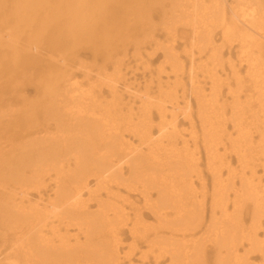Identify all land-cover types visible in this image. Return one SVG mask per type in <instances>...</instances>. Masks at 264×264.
Returning a JSON list of instances; mask_svg holds the SVG:
<instances>
[{
	"label": "bare ground",
	"instance_id": "1",
	"mask_svg": "<svg viewBox=\"0 0 264 264\" xmlns=\"http://www.w3.org/2000/svg\"><path fill=\"white\" fill-rule=\"evenodd\" d=\"M232 2L227 9L224 0H0V242L4 247L0 250V261L3 264L18 257L25 264H133L130 257L124 255L121 259L118 248L123 228L129 229L133 242L145 237L141 226L144 213L130 201L131 193L143 198L144 206L161 228L177 230L179 223L190 216L199 224H185L186 227L205 226L199 220L202 215L194 214L196 209L203 213L204 206L194 205L192 195L196 192L189 182L191 170L185 163L195 160L193 149L197 150V144L203 146L208 157V169L214 159L208 144L213 128L210 120L216 111L211 109V114L209 108L202 106L209 105L202 90L193 91L198 98L196 115L202 131L201 142H194L188 153L185 140L181 142L185 153L161 145L159 157L158 152L155 156L153 144L163 138L161 125L155 139L149 125L142 120L133 123L134 116L144 120L150 117L152 102L148 92L140 93L123 84L121 90H107L109 99L103 104L98 96L102 87H97L106 66L119 72L123 65V58L115 55L119 44L132 45L137 55L148 49L150 61L159 59L164 47L161 58L169 66L178 59L176 48L188 47L183 52L189 64L202 69L197 74L213 79L221 75L216 70L217 57H221L226 41L227 53L236 51L238 68L228 62V74L235 77L244 74L250 82L253 92L250 101L257 108L262 128L258 141L264 143V74L256 69L264 53V3L263 0ZM171 18L176 19L175 24L164 34ZM175 25L180 29L178 45L171 37ZM216 38L221 39L218 46ZM84 54L90 59H85ZM210 63L212 68L208 69ZM95 70L101 72L96 74ZM23 81L32 85L36 94L22 96L26 86L21 84ZM155 106L162 122L168 118L167 114L171 120L176 117L178 107L170 105L167 109L162 103ZM233 108L243 112L237 100H233ZM127 120L131 122L130 128ZM233 122H237L233 124L236 138L240 142L249 138L246 141L251 142L252 121L246 126L235 119ZM178 135L172 129L167 137ZM195 136L194 131L189 132L191 141L197 139ZM182 156L181 163H176ZM152 162L155 165L151 166ZM260 163H264V158ZM248 166L247 161L242 164V175ZM222 170L212 171L216 187L210 203L212 226L208 223L202 239L190 245L167 239L159 246L160 250L157 242L145 240L148 252L139 256L141 264H159L166 257L171 264H201L199 259L204 255L206 243L215 247V264H229L230 260L232 264H248L237 256V249L244 243L253 246L256 227L242 230L240 212L243 203L250 202L253 214L264 218V185L252 186L253 179L240 176L252 193L234 190L232 207L227 209V189L221 181L227 185L229 181L216 175ZM204 188L205 183H201V190ZM152 191L157 197L153 203ZM31 192L39 197L44 192L50 193L41 209L38 203L41 198L29 204ZM92 202L95 210L90 211ZM127 203L132 215L130 227L129 214L123 208ZM230 209L233 215L228 214ZM42 214L54 215L55 226L39 225L47 219ZM48 229L53 231L54 237H49L52 239L47 237ZM72 229L75 232L70 235ZM263 240L254 243L255 246L264 245ZM255 250L263 256L264 264V246Z\"/></svg>",
	"mask_w": 264,
	"mask_h": 264
},
{
	"label": "rangeland",
	"instance_id": "2",
	"mask_svg": "<svg viewBox=\"0 0 264 264\" xmlns=\"http://www.w3.org/2000/svg\"><path fill=\"white\" fill-rule=\"evenodd\" d=\"M232 1L234 0H224V7L228 9L233 4ZM175 20V18L167 20L168 25H166L164 34L173 28L172 25L175 24ZM179 35V26L175 25L174 30L171 31V37L173 39V43H176L177 45L179 44ZM162 39L163 38L159 39L160 42H162ZM187 43L188 39H186L185 46L187 45ZM220 43L221 39L216 38L215 45L218 46ZM119 45L120 49L115 50V55L118 54L119 59L123 58V65H121L119 72H116L115 70L111 71V69L106 66L103 75L99 76L101 78V84L97 87V89L102 87L101 89H99L100 91H102V93L100 94L99 90H96L95 93H99L98 96L100 97V101H102L104 104L109 99L107 90L113 88L114 90H121L123 88V84H126V86L130 87L131 89L138 90L140 93L144 92L145 94L146 91L148 92V98L152 102V106L150 107V117L148 120H144L139 115L137 116V118L136 116H134L133 123L142 120L144 125H149L151 127V133L153 135L152 137L155 139H158L157 131L159 125H161V133L163 134V138H161V142L153 144L154 147H156L155 156L158 150L161 149V145L162 147L167 146V150L170 151L181 150L183 147L181 142L182 140H185L188 141L185 143L187 146L185 150L186 153H188L189 149H192L191 147L194 142H201L200 138L202 131L196 115V99L198 98H196L193 91H197V89L202 90L203 96L206 97L204 101L207 102L208 99L209 103V105L202 104V106L209 108L208 111L211 114V109H214L216 111L215 116L212 115V118L210 120V122L213 124V128L211 130V142H209L208 145L209 147H211L214 157L211 168L208 169L206 165L208 157L204 154V148L200 144H197V150L196 148L193 149V157H195V162L184 161L185 163H188L191 170L189 175V182L196 192V195H192L194 205H196L197 207L202 203L204 206L203 213L201 211L200 213H198L196 209L194 211V214L202 215L200 216L199 220H201L202 223L205 224V226H202L200 228L196 226L186 227L185 224H199L197 223L198 221L195 217L190 216L189 220L181 221L179 223V225L176 227L177 230H173L172 232H170L169 230H167V228H161L158 226V223L155 222V219L151 215L150 211L146 208V206H144L143 198L138 193H131L130 201L134 204V207L138 208L141 212L144 213V216L141 219V226L142 230L145 231V237H140L133 242V239L129 233V229L123 228V233L119 237L118 248L119 253H121V259L124 258L123 256L125 255L126 257H130L133 264H141L139 256L148 252L147 242H157L158 249L159 246L161 247L162 243L167 239H170L173 243H175V241L178 239L182 243L190 245L193 241H197L196 239H202V235L206 233L205 227L208 225V223H211L212 226V220L210 219V207L212 205L210 203L211 194L213 190L216 189L213 183L212 171L223 168L222 172H218L216 173V175L217 177L219 176L220 178L229 181L228 185L224 181H221L225 189H227V209L232 207V199L234 196L232 193L235 192L234 190L243 191L247 194L251 192L249 190V187L245 185V179H253L255 181V184H253L252 186H257V184L263 186L264 163L261 164L260 161H262V158H264V143L258 141V137L262 131V128L258 121L257 108L250 101V99L253 97L250 82H248L247 78L244 77V74H239L238 77L228 74V62L235 67L237 66V62L236 51H232L230 54L227 53L228 46L226 44V41L222 44L224 45V49L221 52V57H217L219 58V63L216 67V70L221 75H218L213 79L202 77L200 74H197L200 73L202 69L189 64L183 52L188 49V47L181 46L180 48H176L175 54L177 55L178 59L173 66H169L167 64H164L165 60L161 58V56L163 55L164 47L159 52L160 58L156 61H150L148 58V49H144V51L141 50L139 55H137L136 53H134L132 45ZM139 47L143 48L142 45H140ZM84 57L85 59H90L88 54H84ZM201 59L202 62L205 61L203 57H201ZM98 64L100 63L98 62ZM160 67H164V70L159 69ZM209 68H212L211 63L208 65V69ZM220 68L224 69L226 75H222ZM236 69L238 70L237 67ZM256 69H258V72L260 71L264 74V53L262 54L259 67L256 66ZM98 72L100 73L101 71L95 70L96 74H98ZM173 72H175L176 77L174 76ZM239 73L241 72L239 71ZM191 74H196L197 76L190 77ZM98 83L99 82L97 81L96 84ZM21 84L26 85L24 87L22 96L28 95L29 97H32L34 94H36V90L32 85H30L29 83L27 84L24 81L21 82ZM233 100H237L241 104L243 112L233 111L235 110L233 108ZM252 101H255V97L252 99ZM157 103H162L163 108L167 107V109H169L170 105L178 107V110L175 111L176 117L171 120L169 118V115L166 113L168 118H166L162 122L161 118H159L157 114V108L155 106ZM231 111H233V113H231ZM233 119L240 122L242 126L249 125L250 121H252L253 125L251 126V131L253 136H251V142H247L250 141L249 138L246 139L247 141L241 140V142L238 138H236L237 132L233 124H237V122H233ZM216 122H219L218 126H216ZM127 126L129 128L131 126V122L129 120H127ZM172 129H174L175 133H179L178 136H181L167 137L169 134H171ZM190 131L195 132V137L197 138L195 141H191L189 139ZM124 138L126 137L124 136ZM131 140L135 143L138 142L136 138H131ZM133 142H130L132 148ZM181 151L183 152V150ZM159 153L160 152H158V154ZM117 154H120V152H117ZM158 156L161 157V154H159ZM133 157L135 158L137 157V155H133ZM140 158L143 159L142 157ZM180 158L182 159L183 156L179 157L175 162L181 163ZM245 158L247 159L245 160ZM245 161H247L249 166L247 169L245 168L244 175H242L241 167ZM153 165H155L154 162L151 163V166ZM240 176L245 179L241 180ZM201 183H205V188L202 190ZM90 186L93 187V183H91ZM199 192H201V195L199 194ZM121 193L125 195L124 191H121ZM49 195V192H44L39 197L31 192L27 199L29 204L31 205L37 203L38 198H41L42 202H38L40 205L39 208L41 209V207L43 206V201H46L47 196ZM83 197L84 199L87 198L86 195H84ZM196 198L197 200H200L197 201ZM155 199H157L156 194L152 191L150 194V201H152L153 203ZM251 204L252 203L250 202L243 203L240 212L241 220L239 227L241 226L242 230L245 228L249 230V228L254 225L256 227V230L253 234H255L254 241L256 242H253L254 247L246 246V243L242 244V246L238 247L237 249L239 252V255L237 256L241 257L242 262L248 264H262L263 256L256 252L255 248L259 249L264 245L256 247L254 243H259V241H262L264 239V218H260L258 215L255 216L253 214L254 207L251 206ZM120 205L123 206V204ZM25 206L27 205L25 204ZM129 207L130 206L128 205V203L127 205H125V207L123 206V208H125L126 210V214H129V221L127 222V225L130 227L132 215L128 210ZM93 209L95 210V204L92 202L90 204V211H93ZM228 214L233 215L232 209L228 211ZM42 215L44 217H47V219L43 220V222L39 225L42 226L44 224L43 227L45 228H51L52 226H55L56 223L54 215ZM36 223L37 221L34 222V224ZM252 227L250 229H252ZM74 232V229L69 230L70 235L74 234ZM155 232H158L159 234L155 236ZM248 235L249 234H247V236ZM47 237H54L52 230L48 231ZM145 240L148 241L146 242ZM80 241L82 242V239ZM203 246L205 248L204 255L202 259H199V262L201 264H215V247L211 245V243H206ZM3 248V243L0 242V250H2ZM151 256L152 255L149 253L148 257ZM13 261H16V264H25V261L23 263L21 257L12 259L10 262L4 264H11L13 263ZM28 261L32 260L28 259ZM150 263L152 264L153 262ZM171 263L172 262H170L167 257L162 258V260H160L159 262V264ZM0 264H3V262L0 261ZM120 264L125 263L120 262ZM229 264H232L231 260Z\"/></svg>",
	"mask_w": 264,
	"mask_h": 264
}]
</instances>
